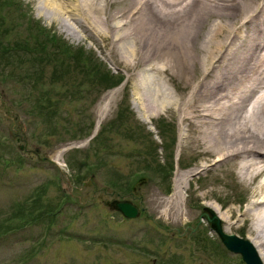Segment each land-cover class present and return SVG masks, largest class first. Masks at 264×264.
<instances>
[{
	"label": "rangeland",
	"instance_id": "1",
	"mask_svg": "<svg viewBox=\"0 0 264 264\" xmlns=\"http://www.w3.org/2000/svg\"><path fill=\"white\" fill-rule=\"evenodd\" d=\"M1 1L0 264H245L202 210L215 199L232 207L239 225L226 229L220 218L221 229L247 239L241 214L252 183L234 170L194 172L172 200L182 214L160 212L176 172L197 156L177 113H142L140 78L152 87L155 69L124 65L103 35L35 16L32 1ZM120 197L141 207L136 217L111 206Z\"/></svg>",
	"mask_w": 264,
	"mask_h": 264
},
{
	"label": "bare ground",
	"instance_id": "2",
	"mask_svg": "<svg viewBox=\"0 0 264 264\" xmlns=\"http://www.w3.org/2000/svg\"><path fill=\"white\" fill-rule=\"evenodd\" d=\"M29 1L35 16L66 21L78 36L103 35L124 65L155 69L152 87L140 78L142 113H177L184 144H193L197 156L193 168L176 172L160 212L182 214L172 200L180 202L182 182L194 172L234 170L252 183L241 215L250 219L247 240L264 264V0ZM206 203L224 228L239 225L232 207Z\"/></svg>",
	"mask_w": 264,
	"mask_h": 264
},
{
	"label": "water",
	"instance_id": "3",
	"mask_svg": "<svg viewBox=\"0 0 264 264\" xmlns=\"http://www.w3.org/2000/svg\"><path fill=\"white\" fill-rule=\"evenodd\" d=\"M114 204L126 217H134L138 214V207L128 200H117ZM202 210L205 211L204 216L208 220L209 226L215 230L220 241L228 250L239 252L245 264H262L254 246L249 240L223 232L220 225L221 221L215 213L206 207H202Z\"/></svg>",
	"mask_w": 264,
	"mask_h": 264
},
{
	"label": "trees",
	"instance_id": "4",
	"mask_svg": "<svg viewBox=\"0 0 264 264\" xmlns=\"http://www.w3.org/2000/svg\"><path fill=\"white\" fill-rule=\"evenodd\" d=\"M0 42H1V39H0ZM1 51V50H0ZM2 52V51H1ZM110 77H112V76H110ZM122 79V77H120V76H116V77H112V81L110 82V84H116L117 82L119 83L120 82V80ZM111 80V79H110ZM118 122H115L114 123V126L117 124ZM92 124L90 123V125H89V127L91 126ZM79 129H82L83 130V127H81V126H77ZM134 127L135 128H137L135 125H134ZM137 130V133H139L140 134V132H139V129H136ZM139 134L138 135H136L135 137H137V136H139ZM141 135V134H140ZM161 138H162V136H163V138L165 137V134L164 133H162V131H161ZM168 167L170 168V165H168ZM165 169V168H164ZM163 169V170H164ZM168 172H169V169H168ZM168 172H167V174H165L166 175V177H168ZM137 177H138V175H137ZM165 177V176H164ZM113 183H115V182H113ZM117 187H120L121 188V186H120V184L119 185H117ZM119 191H122V190H119ZM122 195H125V193L122 191ZM11 227H13V226H10L9 228H11ZM8 228V229H9Z\"/></svg>",
	"mask_w": 264,
	"mask_h": 264
}]
</instances>
